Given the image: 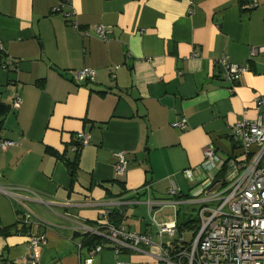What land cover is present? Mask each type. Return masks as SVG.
Listing matches in <instances>:
<instances>
[{
    "label": "crops",
    "instance_id": "0c3cea01",
    "mask_svg": "<svg viewBox=\"0 0 264 264\" xmlns=\"http://www.w3.org/2000/svg\"><path fill=\"white\" fill-rule=\"evenodd\" d=\"M249 1L69 0L64 11L75 13L77 29L55 11L59 0H0V98L9 107L0 138L16 142L0 152V264H180L176 256L156 257L155 222L188 219L181 205L197 218L223 165L228 170L229 159L242 155L232 127L264 123V104L256 102L264 99V52L251 55L264 47V0L251 9ZM96 25L109 27L107 41L95 36ZM222 58L249 70L230 82ZM83 67L95 76L77 83L73 71ZM182 118L186 128H174ZM78 133L89 142L72 177L58 155L74 157ZM209 145L220 162L203 168ZM118 152L127 161L122 175L115 173ZM172 185L179 189L173 197ZM4 189L32 212L29 225L18 222L20 207ZM147 198L164 203L149 208ZM144 205L151 221L140 216ZM165 205L176 207L174 217L162 213ZM108 210L117 225L148 234L153 244L119 254L103 238L98 252L84 244L76 223L95 227ZM38 232L46 240L31 247L29 234Z\"/></svg>",
    "mask_w": 264,
    "mask_h": 264
},
{
    "label": "built area",
    "instance_id": "2783aa9c",
    "mask_svg": "<svg viewBox=\"0 0 264 264\" xmlns=\"http://www.w3.org/2000/svg\"><path fill=\"white\" fill-rule=\"evenodd\" d=\"M258 4V0H251L245 7L251 9ZM68 5L69 0H59L55 11H61L67 21L78 29L79 25L73 18L75 13L70 9L64 11ZM80 32L85 36L90 35V31L87 30ZM109 32L110 29L106 25L94 27L95 36L102 41L108 40ZM0 50H2L1 42ZM257 52H264V47L252 49L251 55ZM220 63L224 67V78L230 82H235L249 70L248 65L231 64L225 58H222ZM94 76L95 70L90 67L73 71V80L77 83L93 80ZM21 100L19 95H15L12 107L18 108ZM256 102L262 105L264 99L259 98ZM172 126L183 130L187 126V120L182 118L172 123ZM230 136L234 146L242 150V155L229 159L226 177L214 181L206 189L207 196L197 212L199 222L192 239L188 242L184 241L175 222H155L160 238V252L156 254L158 259L170 261L172 256H176L180 264H264V123L260 119L238 122L232 127ZM76 140L77 144L71 147L73 151L88 144L89 137L86 133H78ZM14 145H16L15 141L0 138V152ZM203 156V168L213 167L220 162V157L211 145L204 148ZM116 157L115 173L122 175L126 170L127 161L123 152L116 153ZM185 172L187 177H192V170L188 169ZM143 188L149 193L148 185ZM3 191L22 211L17 213L18 222L29 225L33 214L26 208L22 198L12 189ZM167 193L173 197L179 194V189L172 185ZM33 194L36 201L46 203L37 193ZM130 203L137 204L139 201L132 200ZM143 203L151 208L160 206L164 202L151 201L147 198ZM213 203L217 205L213 206ZM120 204L127 202L122 201ZM109 214V210L102 213L95 227L76 223L75 229L87 236H100L113 243L116 254L122 250H139L141 247L153 244L148 234L130 231L124 225L112 223ZM164 235L170 239L167 243L162 240ZM45 240L44 232L29 234L31 247ZM101 248V245H96L94 251L98 252Z\"/></svg>",
    "mask_w": 264,
    "mask_h": 264
},
{
    "label": "trees",
    "instance_id": "16d2710c",
    "mask_svg": "<svg viewBox=\"0 0 264 264\" xmlns=\"http://www.w3.org/2000/svg\"><path fill=\"white\" fill-rule=\"evenodd\" d=\"M9 111V107L2 104V102L0 101V118L5 116L7 114V112ZM0 127H1V121H0ZM77 142H75L74 145H76ZM78 152L79 150L75 151L74 157L72 159H69L67 157H65L64 155H58L59 158L63 159L65 164L67 165L68 169H69V173L70 175L73 177L75 175V172L77 170V166H78ZM227 170L226 165H223V168L219 171V173L216 175L217 179H220L221 177H223V174L225 173V171ZM21 209H17V213H21ZM116 213H114V211H110L109 214V220L116 224ZM199 222L198 218H192L191 216L188 217V219H184V220H179L177 222V228H178V232L181 233L184 229H191L197 226V223ZM195 223V224H194ZM102 238L100 236H91L88 235L86 236L85 240H84V244L86 245H90V246H95L96 244H99L101 242Z\"/></svg>",
    "mask_w": 264,
    "mask_h": 264
},
{
    "label": "rangeland",
    "instance_id": "374dc122",
    "mask_svg": "<svg viewBox=\"0 0 264 264\" xmlns=\"http://www.w3.org/2000/svg\"><path fill=\"white\" fill-rule=\"evenodd\" d=\"M213 206H215V205H217V203H213L212 204ZM146 206L144 205L143 207H142V211L140 212V216H142L141 218H144L146 221H151L152 220V218H151V216L150 215H148V213H146V211H145V208ZM162 213L164 214V215H170V216H173L174 217V214H175V210H176V207L175 206H171V205H165V206H163L162 208ZM191 209V208H190ZM131 210H133V211H135V210H139V208H137V207H132L131 208ZM181 212H182V214H185V215H187V217L189 216H191V217H195V212L196 211H194V210H191L190 212H189V209H188V212H187V209H186V206L185 205H181ZM184 215V216H185ZM131 215H129V218H131L130 217ZM183 218V215L181 216V219ZM192 230H194V228H192V229H184L183 230V237H184V239H185V241H190L191 239H192V237H193V235H192Z\"/></svg>",
    "mask_w": 264,
    "mask_h": 264
}]
</instances>
